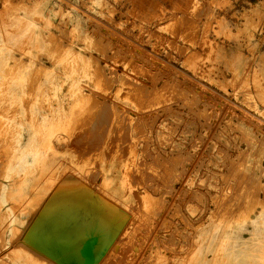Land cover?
<instances>
[{"label": "rangeland", "instance_id": "rangeland-1", "mask_svg": "<svg viewBox=\"0 0 264 264\" xmlns=\"http://www.w3.org/2000/svg\"><path fill=\"white\" fill-rule=\"evenodd\" d=\"M10 1L0 0V253L17 233L24 239L57 232L67 249L86 250L88 264H119L117 257L120 264H262L264 90L254 49L238 46L253 36L246 14L236 29L241 16L232 9L239 3L187 0L174 10L182 0ZM157 3L165 10L155 15ZM52 179L60 188L37 210ZM95 240L103 241L97 252ZM7 248L0 264H23ZM114 250V261L101 263ZM81 256L64 263L81 264Z\"/></svg>", "mask_w": 264, "mask_h": 264}, {"label": "bare ground", "instance_id": "bare-ground-1", "mask_svg": "<svg viewBox=\"0 0 264 264\" xmlns=\"http://www.w3.org/2000/svg\"><path fill=\"white\" fill-rule=\"evenodd\" d=\"M10 1V0H9ZM61 1V0H60ZM210 1V0H209ZM11 2V1H10ZM207 3V2H206ZM205 9H206V7H205ZM76 10V9H75ZM206 11V10H205ZM81 12V11H80ZM183 12V11H182ZM212 12V11H211ZM204 13V12H203ZM208 13V12H207ZM85 15V14H84ZM205 16V15H204ZM89 18H91V17H89ZM36 18H34V20H35ZM180 19V18H179ZM38 20V19H37ZM36 20V21H37ZM251 20V19H250ZM95 21V20H94ZM97 21V20H96ZM170 21V20H169ZM189 21V20H188ZM65 22V21H64ZM187 23V22H186ZM102 25V24H101ZM191 25V24H190ZM192 25H194V24H192ZM247 25V24H246ZM250 25V24H249ZM252 25V24H251ZM105 26V25H104ZM103 26V27H104ZM185 26V25H184ZM190 27V26H189ZM197 27V26H196ZM95 29V28H94ZM186 30V29H185ZM189 30V29H188ZM95 31V30H94ZM63 32V31H62ZM65 33V32H64ZM63 33V34H64ZM102 34V33H101ZM50 35H51V33H50ZM64 35H66V34H64ZM104 35V34H103ZM115 35H117V34H115ZM236 35V34H235ZM112 36V35H111ZM249 36V35H248ZM49 37H52V36H49ZM67 37V36H66ZM118 37V36H117ZM121 37V36H120ZM241 37V36H240ZM57 38V37H56ZM63 38V37H62ZM124 38V37H123ZM181 38V37H180ZM51 39V38H50ZM55 39V38H54ZM54 39H53V41H54ZM66 39V38H65ZM175 39V38H174ZM107 40V39H106ZM122 40V39H121ZM124 40V39H123ZM52 41V42H53ZM95 41V40H94ZM51 42V41H50ZM51 42V43H52ZM69 43V42H68ZM97 43V42H96ZM131 43V42H130ZM133 43V42H132ZM60 44V43H59ZM100 44V43H99ZM52 45V44H51ZM55 45V44H54ZM61 45V44H60ZM105 45V44H104ZM65 46V45H64ZM115 46V45H114ZM62 47H63V45H62ZM61 47V48H62ZM66 47V46H65ZM101 48V47H100ZM127 48V47H126ZM199 48V47H198ZM59 49H60V47H59ZM63 49V48H62ZM214 49V48H213ZM56 50V49H55ZM57 51V50H56ZM126 51V50H125ZM54 52V51H53ZM121 52V51H120ZM55 53V52H54ZM60 52L58 51V54H59ZM67 54V53H66ZM115 54V53H114ZM124 54H125V52H124ZM151 54H153V53H151ZM134 55V54H133ZM54 56V55H53ZM58 56V55H57ZM91 56V55H90ZM122 56H124V55H122ZM147 56V55H146ZM154 56V55H153ZM175 56V55H174ZM103 57H105V56H103ZM113 57V56H112ZM135 57V56H134ZM131 58V57H130ZM132 59V58H131ZM111 60H112V58H111ZM96 61H98V60H96ZM103 61V60H102ZM127 61V60H126ZM132 61V60H131ZM163 62V61H162ZM130 63V62H129ZM146 63V62H145ZM38 64V63H37ZM117 64V63H116ZM127 65V64H126ZM136 65V64H135ZM41 66V65H40ZM141 66V65H140ZM99 67V66H98ZM33 69H35L34 67H33ZM43 69V68H42ZM100 69V68H99ZM46 70V69H45ZM98 70V69H97ZM130 70V69H129ZM154 70V69H153ZM175 70V69H174ZM100 71V70H99ZM103 71V70H102ZM111 71H113V70H111ZM156 71V70H155ZM135 72H136V70H135ZM144 72H146V71H144ZM158 72V71H157ZM12 73V72H11ZM103 73V72H102ZM156 73V72H155ZM159 73V72H158ZM101 73H99V75H100ZM109 74H110V72H109ZM139 74V73H138ZM113 75V74H112ZM156 75V74H155ZM170 75V74H169ZM40 76V75H39ZM146 76V75H145ZM100 77V76H99ZM183 77H184V75H183ZM130 78V77H129ZM148 78V77H147ZM188 78V77H187ZM157 79V78H156ZM161 79V78H160ZM31 80V79H30ZM104 80V79H103ZM106 80V79H105ZM135 80H136V78H135ZM153 80V79H152ZM195 80V79H194ZM34 81V80H33ZM114 81V80H113ZM122 81V80H121ZM37 82V81H36ZM106 82V81H105ZM116 82V81H115ZM140 82V81H139ZM155 82H156V80H155ZM183 82H185V81H183ZM30 83V82H29ZM108 83V82H107ZM112 83V82H111ZM119 83H121V82H119ZM133 83V82H132ZM131 83V84H132ZM100 84V83H99ZM124 84V83H123ZM130 84V85H131ZM107 85V84H106ZM125 85V84H124ZM165 85V84H164ZM105 86V85H104ZM140 86V85H139ZM203 85H201V87H202ZM103 87V86H102ZM135 87V86H134ZM160 87V86H159ZM163 87V86H162ZM169 87V86H168ZM205 87V86H204ZM203 87V88H204ZM29 88V87H28ZM34 88V87H33ZM125 88H127V87H125ZM132 88V87H131ZM141 88V87H140ZM178 88V87H177ZM30 89V88H29ZM123 89V88H122ZM164 89V88H163ZM173 89V88H172ZM199 89H200V87H199ZM205 89V88H204ZM208 89V88H207ZM167 90V89H166ZM190 90V89H189ZM178 91V90H177ZM193 91V90H192ZM209 91V90H208ZM107 92V91H106ZM122 92V91H121ZM191 92V91H190ZM90 93V92H89ZM92 93V92H91ZM147 93V92H146ZM166 93V92H165ZM174 93V92H173ZM200 93V92H199ZM201 94V93H200ZM94 95V94H93ZM127 95V94H126ZM144 95V94H143ZM166 95V94H165ZM197 95V94H196ZM217 95V94H216ZM241 95V94H240ZM118 96V95H117ZM139 96V95H138ZM151 96V95H150ZM185 96V95H184ZM217 96H219V94L217 95ZM222 97V96H221ZM105 98V97H104ZM129 98V97H128ZM190 98V97H189ZM199 98V97H198ZM219 98V97H218ZM158 99V98H157ZM191 99V98H190ZM194 99H195V97H194ZM193 99V101H195ZM104 100V99H103ZM214 100V99H213ZM225 100V99H224ZM22 101H24V100H22ZM91 101V100H90ZM161 101V100H160ZM198 101V100H197ZM196 101V102H197ZM229 101V100H228ZM26 102V101H25ZM165 102V101H164ZM28 103V102H27ZM233 103V102H232ZM77 104V103H76ZM107 104V103H106ZM149 104V103H148ZM192 104H194L193 102H192ZM191 104V105H192ZM210 104V103H209ZM228 104V103H227ZM235 104V103H234ZM26 105V104H25ZM87 105H88V103H87ZM190 105V104H189ZM238 105V104H237ZM195 106V105H194ZM210 106V105H209ZM27 107V106H26ZM99 107V106H98ZM163 107V106H162ZM212 107V106H211ZM82 108V107H81ZM104 108H105V106H104ZM107 108H108V106H107ZM159 108V107H158ZM157 108V109H158ZM238 108H240V107H238ZM75 109V108H74ZM103 109V108H102ZM124 109V108H123ZM111 110V109H110ZM220 110V109H219ZM245 110V109H244ZM124 111H125V109H124ZM172 111V110H171ZM188 111H191V110H188ZM83 112V111H82ZM81 112V113H82ZM108 112V111H107ZM169 112V111H168ZM180 112V111H179ZM219 112V111H218ZM224 112V111H223ZM102 113V112H101ZM119 113V112H118ZM161 113V112H160ZM197 113V112H196ZM216 113V112H215ZM245 113H247L246 111H245ZM158 114V113H157ZM78 115V114H77ZM102 115V114H101ZM101 115H99V116H101ZM104 115V114H103ZM172 115V114H171ZM201 115V114H200ZM27 116V115H26ZM164 116V115H163ZM174 116H175V114H174ZM240 116V115H239ZM119 117V116H118ZM147 117V116H146ZM196 117V116H195ZM242 117V116H241ZM198 118V117H197ZM215 118V117H214ZM104 119V118H103ZM118 119V118H117ZM135 119V118H134ZM161 119V118H160ZM181 119H182V117H181ZM219 119V118H218ZM217 119V120H218ZM105 120V119H104ZM120 120V119H119ZM189 120V119H188ZM216 120V121H217ZM259 120V119H258ZM99 121V120H98ZM192 121V120H191ZM204 121H206V120H204ZM219 121V120H218ZM100 122H101V120H100ZM122 122V121H121ZM179 122V121H178ZM260 122H261V120H260ZM106 123V122H105ZM141 123V122H140ZM146 123V122H145ZM154 123V122H153ZM200 123V122H199ZM202 123V122H201ZM205 123V122H204ZM203 123V124H204ZM231 123V122H230ZM233 123H235V122H233ZM109 124V123H108ZM113 124V123H112ZM134 124V123H133ZM185 124V123H184ZM188 124V123H187ZM192 124V123H191ZM217 124V123H216ZM207 125V124H206ZM215 125V124H214ZM227 125V124H226ZM255 125V124H254ZM111 126V125H110ZM127 126V125H126ZM183 126V125H182ZM208 126V125H207ZM253 126V125H252ZM251 126V127H252ZM133 127V126H132ZM139 127V126H138ZM238 127V126H237ZM108 128V127H107ZM136 128V127H135ZM256 128V127H255ZM187 129V128H186ZM91 130V129H90ZM134 130V129H133ZM236 130V129H235ZM186 131V130H185ZM188 131V130H187ZM191 131H193V130H191ZM244 131V130H243ZM77 132V131H76ZM119 132V131H118ZM211 132V131H210ZM214 132V131H213ZM263 132V131H262ZM181 133V132H180ZM69 134V133H68ZM264 134V133H263ZM84 135V134H83ZM211 135V134H210ZM262 135V134H261ZM155 136V135H154ZM244 136V135H243ZM254 136V135H253ZM149 137V136H148ZM213 137V136H212ZM140 138V137H139ZM191 138V137H190ZM246 138V137H245ZM249 138V137H248ZM200 139V138H199ZM205 139V138H204ZM191 140V139H190ZM247 140V139H246ZM156 141V140H155ZM203 141V140H202ZM247 142V141H246ZM67 143V142H66ZM132 143V142H131ZM145 143V142H144ZM184 143V142H183ZM60 144V143H59ZM65 144V143H64ZM142 144V143H141ZM234 144V143H233ZM258 144H260L259 142H258ZM192 145V144H191ZM224 145V144H223ZM158 147V146H157ZM130 148V147H129ZM133 148V147H132ZM222 148V147H221ZM235 148H236V146H235ZM263 148V147H262ZM261 148V149H262ZM4 149V148H3ZM144 149V148H143ZM155 149V148H154ZM224 149V148H223ZM1 150V149H0ZM146 150V149H145ZM159 150H160V148H159ZM222 150V149H221ZM242 150V149H241ZM257 150V149H256ZM141 151V150H140ZM187 151V150H186ZM202 151V150H201ZM217 151V150H216ZM236 151V150H235ZM244 151V150H243ZM61 152V151H60ZM143 152V151H142ZM175 152V151H174ZM219 152V151H218ZM70 153V152H69ZM129 153H131V152H129ZM197 153V152H196ZM226 153V152H225ZM242 153V152H241ZM64 154V153H63ZM239 154V153H238ZM75 155V154H74ZM155 155V154H154ZM153 155V156H154ZM175 155V154H174ZM182 155V154H181ZM192 155V154H191ZM235 155V154H234ZM103 155H101V157H102ZM161 156V155H160ZM236 156H237V154H236ZM242 156H245V155H242ZM254 156V155H253ZM178 157V156H177ZM187 157V156H186ZM240 157V156H239ZM63 158V157H62ZM71 158V157H70ZM232 158V157H231ZM73 159V158H72ZM162 159V158H161ZM165 159V158H164ZM169 159V158H168ZM186 159V158H185ZM189 159V158H188ZM208 159V158H207ZM244 159V158H243ZM264 159V158H263ZM170 160V159H169ZM177 160V159H176ZM190 160V159H189ZM224 160V159H223ZM232 160V159H231ZM175 161V160H174ZM237 161V160H236ZM243 161V160H242ZM241 161V162H242ZM42 162V161H41ZM233 162V161H232ZM260 162V161H259ZM151 163V162H150ZM195 163V162H194ZM245 163V162H244ZM207 164V163H206ZM231 164V163H230ZM243 164V163H242ZM41 165V164H40ZM40 165H38V166H40ZM157 165V164H156ZM173 165V164H172ZM198 165L200 166V164L198 163ZM234 165V164H233ZM236 165V164H235ZM71 166V165H70ZM36 167V166H35ZM156 168V167H155ZM162 168V167H161ZM167 168V167H166ZM53 169V168H52ZM137 169V168H136ZM197 169V168H196ZM226 169V168H225ZM233 169H234V167H233ZM54 170V169H53ZM53 170H51V172L53 171ZM92 170V169H91ZM143 170V169H142ZM171 170V169H170ZM180 170H181V168H180ZM236 170V169H235ZM262 170H264V168L262 169ZM261 170V171H262ZM55 171V170H54ZM145 171V170H144ZM186 171V170H185ZM211 171V170H210ZM228 171V170H227ZM51 172H49V173H51ZM56 172V171H55ZM67 172V171H66ZM84 172V171H83ZM171 172V171H170ZM231 172V171H230ZM241 172V171H240ZM259 172V171H258ZM40 173H41V171H40ZM40 173H38V174H40ZM49 173H47L46 174V176L49 174ZM58 173V172H57ZM152 173V172H151ZM159 173V172H158ZM181 173H182V171H181ZM238 173V172H237ZM264 173V172H263ZM262 173V174H263ZM145 174V173H144ZM180 174V173H179ZM183 174H185V173H183ZM224 174V173H223ZM228 174V173H227ZM246 174V173H245ZM62 175V174H61ZM163 175V174H162ZM233 175V174H232ZM242 175V174H241ZM251 175V174H250ZM36 176H37V174H36ZM39 176V175H38ZM75 176V175H74ZM186 176V175H185ZM236 176H239V175H236ZM248 176V175H247ZM34 177V176H33ZM44 179H45V177L44 176H42ZM42 177H40V178H42ZM56 177H58V176H56ZM89 177V176H88ZM154 177V176H153ZM170 177V176H169ZM221 177V176H220ZM60 178V177H59ZM119 178V177H118ZM155 178V177H154ZM54 179H56V178H54ZM58 179V178H57ZM79 179V178H78ZM121 179V178H120ZM222 179V178H221ZM248 179V178H247ZM258 179V178H257ZM41 180V179H40ZM43 180V179H42ZM53 180V179H52ZM59 180V179H58ZM93 180H94V178H93ZM102 180V179H101ZM119 180V179H118ZM214 180V179H213ZM238 180H240V179H238ZM32 181V180H31ZM30 181V182H31ZM79 181V180H78ZM77 181V182H78ZM172 181V180H171ZM170 181V182H171ZM235 181V180H234ZM257 181V180H256ZM264 181V180H263ZM29 182V183H30ZM59 182V181H58ZM236 182V181H235ZM246 182V181H245ZM247 182H248V180H247ZM44 183V182H43ZM60 183H61V181H60ZM63 183H65V182H63ZM71 182H69V184H70ZM107 183V182H106ZM169 183V182H168ZM239 183V182H238ZM237 183V184H238ZM252 183V182H251ZM48 184H49V182H48ZM65 184H67V183H65ZM74 184V183H73ZM146 184V183H145ZM205 184V183H204ZM241 184H242V182H241ZM243 184H244V182H243ZM249 184V183H248ZM254 184V183H253ZM62 185V184H61ZM80 185V184H79ZM78 185V186H79ZM164 185V184H163ZM166 185V184H165ZM77 186V185H76ZM75 186V187H76ZM86 186V185H85ZM101 186V185H100ZM103 187L104 186H106V184L105 185H102ZM101 186V187H102ZM115 186V185H114ZM126 186V185H125ZM233 186H234V184H233ZM243 186V185H242ZM257 186V185H256ZM261 186V185H260ZM57 187V181L56 180H53V181H51V183L49 184V186L47 187V189H46V195H45V199L43 200V199H41L42 201H40V202H38L37 204H38V207L36 208L37 210H39L40 209V207H43V206H45V205H43L44 204V202H45V200H47V199H50V196H52V195H54L55 193L53 192L55 189H58V188H60V187H58V188H56ZM62 187V186H61ZM67 187V186H66ZM70 187V186H69ZM74 187V186H73ZM100 187V188H101ZM150 187V186H149ZM166 187V186H165ZM31 188V187H30ZM91 188V187H90ZM99 188V187H98ZM121 188H123V187H121ZM125 188V187H124ZM151 188V187H150ZM169 188V187H168ZM239 188H241V187H239ZM248 188V187H247ZM256 188V187H255ZM260 188V187H259ZM28 189V188H27ZM33 189V188H32ZM246 189V188H245ZM263 189V188H262ZM67 190V189H66ZM65 190V191H66ZM81 190V189H80ZM79 190V191H80ZM100 189H98V191H99ZM109 190V189H108ZM156 190V189H155ZM177 190V189H176ZM194 190V189H193ZM196 190V189H195ZM248 190V189H247ZM60 191H62V190H60ZM68 191H70L69 189H68ZM76 191V190H75ZM107 191V190H106ZM112 191V190H111ZM123 191H124V189H123ZM139 191V190H138ZM250 191V190H249ZM2 192V191H1ZM72 192V191H71ZM70 192V193H71ZM77 192V191H76ZM102 192H104V190H102ZM109 192H110V190H109ZM121 192V191H120ZM125 192L127 193V191L125 190ZM144 192V191H143ZM146 192V191H145ZM144 192V193H145ZM223 192V191H222ZM257 192V191H256ZM108 193V192H107ZM129 193V192H128ZM163 193V192H162ZM220 193V192H219ZM230 193V192H229ZM244 193V192H243ZM242 193V194H243ZM251 193V192H250ZM58 193H56V195H57ZM66 194V193H65ZM64 194V196L66 197V195ZM75 195H76V193H74ZM81 194V193H80ZM94 194V193H93ZM110 194H112V193H110ZM117 194H119V193H117ZM167 194H168V192H167ZM166 193H165V195H167ZM184 194V193H183ZM216 194V193H215ZM42 195V194H41ZM60 195H61V193H60ZM69 195V194H68ZM72 195H73V193H72ZM83 195H84V193H83ZM82 195V196H83ZM96 195V194H95ZM94 195V196H95ZM101 195V194H100ZM131 195V194H130ZM164 195V194H163ZM194 195V194H193ZM228 195H230V194H228ZM249 195V194H248ZM257 195V194H256ZM33 196V195H32ZM39 195H37V197H38ZM62 196H63V194H62ZM78 196V195H77ZM111 196V195H110ZM127 196H129L128 194H127ZM144 196V195H143ZM146 196H148V195H146ZM151 196V195H150ZM28 197V196H27ZM35 197V196H34ZM33 197V198H34ZM37 197H35L36 198V200L38 201L39 199H37ZM57 197V196H56ZM59 197V196H58ZM58 197H57V199H58ZM68 197V196H67ZM97 197V196H96ZM114 197V196H113ZM145 197V196H144ZM213 197H214V194H213ZM22 198V197H21ZM32 198V197H31ZM30 198V199H31ZM35 198H34V200H35ZM43 198V197H42ZM64 198V197H63ZM91 198V197H90ZM99 198V197H98ZM109 198H111V197H109ZM122 198V197H121ZM134 198V197H133ZM146 198V197H145ZM151 198V197H150ZM150 198L148 199V200H150ZM163 198H164V196H163ZM173 198V197H172ZM191 198V197H190ZM227 198V197H226ZM230 198V197H229ZM28 200H29V198H27ZM53 199H55L54 197H53ZM52 199V200H53ZM57 199H55V200H57ZM69 199V198H68ZM116 199V198H115ZM152 199V198H151ZM26 200V199H25ZM28 200H27V202H28ZM33 200V201H34ZM76 200V199H75ZM74 200V201H75ZM86 200V199H85ZM103 201H104V199H102ZM117 200V199H116ZM115 200V201H116ZM170 200V199H169ZM227 200V199H226ZM232 200V199H231ZM259 200V199H258ZM32 201V200H31ZM62 201H64V200H62ZM66 201V200H65ZM84 201V200H83ZM88 201V200H87ZM99 201V200H98ZM106 201V200H105ZM152 201V200H151ZM150 201V202H151ZM163 201V200H162ZM161 201V202H162ZM164 201H166V200H164ZM163 201V202H164ZM232 201H234V200H232ZM236 201V200H235ZM234 201V202H235ZM247 201V200H246ZM25 202V201H24ZM30 202V201H29ZM29 202H28V205H29ZM35 202V201H34ZM47 202H48V200L45 202V204H47ZM54 202V201H53ZM52 201H51V203H53ZM61 202V201H60ZM71 202H73V199H72V201ZM95 202V201H94ZM100 202V201H99ZM98 202V203H99ZM145 202H147V200L145 201ZM144 202V203H145ZM169 202V201H168ZM245 202V201H244ZM249 202V201H248ZM23 203V202H22ZM30 203H32V202H30ZM78 203H80V202H78ZM77 203V204H78ZM81 203H83L82 202V200H81ZM109 203V202H108ZM120 203V202H119ZM153 203V207H154V201L152 202ZM152 203H150V204H152ZM170 203V202H169ZM190 203H191V201H190ZM201 203V202H200ZM16 204V203H15ZM19 204V203H18ZM59 205L60 204H62V202L61 203H58ZM58 204H56V205H58ZM64 204V203H63ZM75 204V203H74ZM102 204V203H101ZM114 205H115V203H113ZM117 204V203H116ZM125 204V203H124ZM146 204H148V203H146ZM162 204V203H161ZM161 204H160V206H161ZM230 204H231V202H230ZM229 204V205H230ZM232 204H233V202H232ZM236 204L238 205V203L236 202ZM23 205V204H22ZM34 205V204H33ZM32 205V206H33ZM43 205V206H42ZM67 205H68V203H67ZM104 205V204H103ZM110 205V204H109ZM114 205H112V206H114ZM139 205V204H138ZM140 205H141V203H140ZM159 205V204H158ZM175 205V204H174ZM177 205V204H176ZM195 205V204H194ZM235 204H233V206H234ZM236 205V206H237ZM13 206V205H12ZM37 206V205H36ZM48 206V205H47ZM61 206V205H60ZM97 206H98V204H97ZM96 206V207H97ZM102 206V205H101ZM152 206V205H151ZM157 206V205H156ZM166 206V205H165ZM172 206V205H171ZM232 206V205H231ZM262 206V205H261ZM18 207V206H17ZM21 207V206H20ZM30 207V206H29ZM62 207V206H61ZM69 207V206H68ZM83 207H84V205H83ZM94 207V206H93ZM100 207V206H99ZM118 207V206H117ZM120 207V206H119ZM141 207H143V205L141 206ZM150 207V206H149ZM200 207V206H199ZM250 207V206H249ZM70 208V207H69ZM69 208L67 209V210H69ZM148 208V207H147ZM152 208V207H151ZM162 208V207H161ZM165 208V207H164ZM168 208V207H167ZM167 208H165V209H167ZM237 208V207H236ZM65 209V210H66ZM75 209V208H74ZM82 209V208H81ZM95 209V208H94ZM112 209V208H111ZM121 209V207L119 208V210ZM132 209V208H131ZM154 209V208H153ZM174 209V208H173ZM219 209V208H218ZM34 210V209H33ZM44 210V209H43ZM71 210V209H70ZM73 210V209H72ZM76 210V209H75ZM79 210V209H78ZM87 210V209H86ZM97 210H98V208H97ZM116 210V209H115ZM224 210H226V209H224ZM93 211V210H92ZM108 211V210H107ZM112 211V210H111ZM139 211V210H138ZM137 211V212H138ZM141 211H142V208H141V210H140V213H141ZM150 211H152V209L150 210ZM154 211V213H155V209L153 210ZM222 211V210H221ZM24 212V211H23ZM28 212V211H27ZM62 212V210L60 211V213ZM96 212V211H95ZM112 212H114V211H112ZM147 212V211H146ZM223 212V211H222ZM37 213V212H36ZM39 214H41L42 212H38ZM87 213V212H86ZM105 213V212H104ZM133 213V212H132ZM143 213H144V211H143ZM142 213V214H143ZM149 213V212H148ZM164 213H166V212H164ZM175 213V212H174ZM215 213V212H214ZM229 213V212H228ZM25 214V213H24ZM32 214V213H31ZM43 214V213H42ZM46 214V213H45ZM53 214V213H52ZM92 214V213H91ZM109 214H110V212H109ZM116 214V213H115ZM123 214V213H122ZM128 214V213H127ZM130 214V213H129ZM134 214V213H133ZM133 214H131V216L133 215ZM137 215H138V213H136ZM135 214V215H136ZM141 214V215H142ZM150 214H152L151 212H150ZM157 214H158V212H157ZM224 214V213H223ZM29 215V214H28ZM34 215H35V213L34 214H32V216H31V221L32 220H35V217H34ZM37 215V214H36ZM44 215V214H43ZM57 215V214H56ZM66 215V214H65ZM80 215V214H79ZM85 215V214H84ZM114 215V214H113ZM140 215V214H139ZM139 215L137 216V217H139ZM140 215V216H141ZM164 214H162V217H164L163 216ZM166 215V214H165ZM236 215V214H235ZM39 216V215H38ZM49 217L51 216V215H48ZM54 216V215H53ZM61 216V215H60ZM109 216V215H108ZM126 216V215H125ZM156 216V215H155ZM171 216V215H170ZM220 216H222V215H220ZM238 215H236V217H237ZM89 217V216H88ZM97 217V216H96ZM121 217H123V216H121ZM147 217V216H146ZM218 217V216H217ZM227 217V216H226ZM47 218V217H46ZM52 218V217H51ZM54 218V217H53ZM142 218V217H141ZM141 218H137L136 220H137V222L139 223V220L141 219ZM157 218H159V217H157ZM160 218H161V216H160ZM165 218H166V216H165ZM29 219V218H28ZM82 219V218H81ZM111 219V218H110ZM114 220H115V217L113 218ZM220 219V218H219ZM229 219V218H228ZM27 220V219H26ZM45 220H47V219H45ZM49 220V219H48ZM51 220V219H50ZM70 220V219H69ZM91 220V219H90ZM122 220V219H121ZM124 220H125V218H124ZM124 220H122V221H124ZM131 220L132 219H130L129 221L131 222ZM135 219H133V221H134ZM144 220H145V218H144ZM147 220H148V217H147ZM150 220V219H149ZM154 220V219H153ZM157 220V219H156ZM161 220V219H160ZM158 221L159 223L160 222H162V221ZM163 220H164V218H163ZM169 220V219H168ZM43 221V220H42ZM42 221H35V223H41V224H43L42 223ZM119 221V220H118ZM165 221H167V220H165ZM188 221V220H187ZM197 221V220H196ZM215 221V220H214ZM220 221V220H219ZM238 221V220H237ZM25 222V221H24ZM27 222V221H26ZM48 222V221H47ZM81 222H82V220H81ZM137 222H135V223H137ZM141 222V221H140ZM145 221H143V224H145L144 223ZM153 222V221H152ZM184 222V221H183ZM83 223V222H82ZM86 223V222H85ZM133 223V222H132ZM137 223V224H138ZM142 223V222H141ZM148 223L149 222H147V225H148ZM155 223V222H154ZM154 223H153V225H154ZM168 223V222H167ZM200 223V222H199ZM204 223V222H203ZM24 224V223H23ZM28 224V223H27ZM40 224V225H41ZM84 224V223H83ZM128 224H130V223H128ZM182 224H184V223H182ZM188 224V223H187ZM217 224V223H216ZM21 225V224H20ZM132 225V224H131ZM142 225V224H141ZM156 225V224H155ZM158 225V224H157ZM156 225V226H157ZM163 225H164V223H163ZM185 225V224H184ZM11 226V225H10ZM17 226V225H16ZM47 226H48V224H47ZM53 226V225H52ZM134 226H135V224H134ZM149 226V225H148ZM165 226H168V225H165ZM240 226V225H239ZM38 227V226H37ZM62 227V226H61ZM60 226H59V228H61ZM87 227V226H86ZM129 227H130V225H129ZM128 227V228H129ZM136 227V230H137V228L139 227V226H135ZM134 227V228H135ZM160 227V226H159ZM187 227H189L188 225H187ZM191 227V226H190ZM45 228V227H44ZM53 228V227H52ZM59 228H57V230H59ZM85 228V227H84ZM91 228V227H90ZM93 228H94V226H93ZM95 228H97V226L95 227ZM95 228H94V231H96V234H97V230H95ZM99 228V227H98ZM126 228V227H125ZM128 228H127V230H128ZM154 228V227H153ZM162 228H163V226H162ZM165 228V227H164ZM167 228H169V227H167ZM173 228H175V227H173ZM173 228H171V230H173ZM17 230H18V228H17ZM20 230H21V228H20ZM19 230V231H20ZM27 230H28V228H27ZM47 230H48V228H47ZM79 230H81V228H79ZM88 230H89V226H88ZM91 230H92V228H91ZM112 230H113V227H112ZM136 230H134V231H136ZM138 230H139V228H138ZM137 230V231H138ZM170 230V231H171ZM221 230H222V228H221ZM224 230H225V228H224ZM45 231V230H44ZM85 231V230H84ZM87 231V230H86ZM85 231V232H86ZM94 231H91V232H94ZM113 231H115V230H113ZM113 231H111V232H113ZM124 231V230H123ZM133 231V230H132ZM133 231V232H134ZM151 231H152V228H151ZM158 231L160 232L161 230H159V228H158ZM165 231H167V230H165ZM169 231V230H168ZM175 231V230H174ZM26 232V231H25ZM65 232V231H64ZM80 232H83V231H80ZM87 232H89V231H87ZM99 232V231H98ZM110 232V231H109ZM162 232V231H161ZM224 232V231H223ZM17 233V232H16ZM20 233V232H19ZM100 233H102V232H100ZM128 233V232H127ZM132 233V232H131ZM134 233H136V232H134ZM138 233V232H137ZM150 233V232H149ZM152 233L154 234L155 232H153L152 231ZM151 233V234H152ZM158 233V232H157ZM163 233V232H162ZM193 233V232H192ZM67 234V233H66ZM70 234V233H69ZM85 234V233H84ZM87 234V233H86ZM86 234H85V236H86ZM95 234V233H94ZM113 234V233H112ZM124 234V233H123ZM122 234V235H123ZM159 234V233H158ZM166 234V233H165ZM175 234V233H174ZM194 234V233H193ZM81 235H83V234H81ZM93 235V234H92ZM91 235V236H92ZM125 235V234H124ZM133 235V234H132ZM145 235V234H144ZM171 235H172V232H171ZM180 235V234H179ZM196 235V234H195ZM221 235V234H220ZM74 236H76V235H74ZM88 236H89V234H88ZM88 236H87V239H88ZM95 237L96 236H98L99 238H100V236H101V234H98V235H94ZM128 236H129V234H128ZM128 236H126V237H128ZM131 236V235H130ZM140 236V235H139ZM138 236V237H139ZM178 236V235H177ZM23 237L24 236H22V235H20V234H16V235H12V236H10L9 238H8V240H7V242H5L6 240H4V242H2V248H3V252H4V250L8 247L9 249H11V251H12V254H14L15 256H16V258L18 257L22 262H23V264H65L64 263V261H72L75 257H78L79 256V258H80V256L82 257V260H84L83 261V264H88V259H86L85 257H87V255H84L85 253H86V250H84L85 251V253L82 251H78V250H72L71 248H69V249H67L66 248V246H64V243H62V235H60L59 233H57V232H54V233H47V232H45L44 234H41V236L40 237H37V238H34V236L33 237H26V238H24L23 239ZM64 237H66V236H64ZM83 237V236H82ZM133 237V236H132ZM144 237V236H143ZM146 237V236H145ZM147 237H150V235L149 236H147ZM146 237V238H147ZM173 237V236H172ZM195 237V236H194ZM141 238V237H140ZM146 238H144V239H146ZM187 238H188V236H187ZM189 238H190V236H189ZM84 239H86V237H84ZM131 239V238H130ZM191 239V238H190ZM192 239H193V237H192ZM192 239H191V242L190 243H193V241H192ZM30 240V243H32L33 245H26L25 244V242L26 241H29ZM32 240H34V241H32ZM94 240V239H93ZM92 240V241H93ZM100 240V239H99ZM99 240H95L96 241V244H93V246L95 245H97L98 246V244L99 243H97ZM109 240V239H108ZM132 240H134V238L132 239ZM149 240V239H148ZM15 241H16V243H15ZM64 241V240H63ZM91 241V242H92ZM131 241V240H130ZM137 241V240H136ZM135 241V242H136ZM142 241V240H141ZM141 241H139V242H141ZM155 241V240H154ZM159 241V240H158ZM170 241V240H169ZM218 241H219V239H218ZM78 242V241H77ZM82 242V241H81ZM101 242H103V241H100V244H101ZM112 242V241H111ZM138 242V244L137 245H139V244H141V243H139ZM147 242V240L145 241V243ZM168 242V241H167ZM186 242V241H185ZM217 242V241H216ZM260 242V241H259ZM29 243V244H30ZM41 243H43L42 244V246H44V247H41ZM108 243H109V241H108ZM122 243H123V241H122ZM126 242H124V244H125ZM130 243V242H129ZM128 243V244H129ZM137 243V242H136ZM144 243V244H145ZM152 243V242H151ZM156 243H157V241H156ZM201 243H202V241H201ZM255 243V242H254ZM57 245L56 247L55 246H52V245ZM82 244V243H81ZM81 244H79V246H81ZM90 244V243H89ZM99 244V245H100ZM111 244V243H110ZM120 244V241H117L116 242V245L115 246H117V245H119ZM124 244H123V246H124ZM144 244L142 243V245L144 246ZM160 244V243H159ZM174 244V243H173ZM186 244H187V242H186ZM196 244V243H195ZM194 244V245H195ZM218 244V243H217ZM251 244H252V242H251ZM259 244V243H258ZM7 245V246H6ZM102 245V244H101ZM121 245V244H120ZM151 245V244H150ZM161 245H162V243H161ZM193 245V244H192ZM203 245V244H202ZM261 245V244H260ZM79 246H78V249H79ZM90 246V245H89ZM92 246V245H91ZM93 247V248H95V249H93L92 248V251L93 250H95L96 252L98 251L96 248L97 247ZM114 246V245H113ZM122 245H121V247H123ZM130 246H131V244H130ZM153 246H154V244H153ZM157 246V245H156ZM171 246V245H170ZM173 246H175V244L173 245ZM177 246V245H176ZM180 246V245H179ZM179 246H177V248H178V251H179ZM181 246H185V245H181ZM261 246H263V245H261ZM82 247V246H81ZM146 247V246H145ZM152 246H149V248H151ZM188 247H190V246H187V248ZM5 248V249H4ZM7 248V249H8ZM90 248V247H89ZM99 248V247H98ZM100 248H101V246H100ZM99 248V249H100ZM110 248V247H109ZM116 248V247H115ZM131 248V247H130ZM136 248H140L139 250L141 251L142 249H141V247H140V245H139V247H136ZM148 248V249H149ZM157 248V247H156ZM163 248V247H162ZM186 248V247H185ZM193 248V247H192ZM195 248V247H194ZM216 248V247H215ZM82 249H84V248H82ZM81 249V250H82ZM91 249V248H90ZM106 249V248H105ZM133 249H135V247L133 248ZM147 249V250H148ZM182 249H183V247H182ZM217 249V248H216ZM215 249V250H216ZM261 249V248H260ZM34 250H41L42 252H40V251H38V252H40V253H35L34 252ZM101 250V249H100ZM107 250H108V248H107ZM109 250H111V248L109 249ZM152 250V249H151ZM158 250V248L155 250V251H157ZM191 250V249H190ZM193 250V249H192ZM204 250H205V247H204ZM210 250V249H209ZM264 250V249H263ZM136 251V250H135ZM166 251V250H165ZM171 251V250H170ZM177 251V250H176ZM178 251H177V253H178ZM182 251V250H181ZM189 251V250H188ZM194 251V250H193ZM214 251V250H213ZM219 251V250H218ZM240 251V250H239ZM3 252H1L0 253V255H4V253ZM105 252H107V251H105ZM109 252V251H108ZM107 252V255H106V257H105V259H103V261H101V263H105V261H107V260H110V261H114V259H115V257L113 258V259H111L113 256H114V254H111V253H114L115 252V250L114 251H112V252H109L108 253ZM133 252V251H132ZM137 252H139V251H137ZM136 252V253H137ZM142 252V251H141ZM158 252L159 251H157L156 253H151V254H158ZM184 252H186V251H184ZM184 252L182 253V254H184ZM215 252V251H214ZM93 252H91V256L95 253H93ZM165 253V252H164ZM173 253V252H172ZM188 253V252H187ZM248 253H250V252H248ZM87 254H88V252H87ZM97 254V253H96ZM147 254V253H146ZM145 254V256H146V260H147V256L148 255H146ZM168 254H169V251H168ZM171 254V253H170ZM174 254H176V253H174ZM181 254V255H182ZM186 254V253H185ZM189 255L191 254V252L189 251V253H188ZM213 254H215V255H217V253H213ZM212 254V255H213ZM244 254V253H243ZM242 254V255H243ZM245 254H246V251H245ZM9 255V254H8ZM8 255H4V256H8ZM113 255V256H112ZM138 255V254H137ZM136 255V257H138ZM161 255H164L163 253L161 254ZM166 255V254H165ZM164 255V256H165ZM180 255V254H179ZM187 255V254H186ZM214 255V256H215ZM219 255H221V254H219ZM241 255V256H242ZM251 255H253L252 253H251ZM97 256V255H96ZM134 256V255H133ZM185 256V255H184ZM261 256V255H260ZM70 257L72 258V260H70ZM83 257H84V259H83ZM95 257V255H93V257H91L92 259ZM103 257V256H102ZM155 257V256H154ZM175 256H173V258H174ZM177 257V256H176ZM185 257H187V256H185ZM217 257H219V256H217ZM216 257V258H217ZM239 257H240V255H239ZM238 257V258H239ZM258 257V256H257ZM262 257H264L263 255H262ZM261 257V258H262ZM98 258V257H97ZM118 259L117 260H119L120 261V263H121V259H119V257H117ZM145 258V257H144ZM152 258V257H151ZM150 258V259H151ZM156 259H157V256L155 257ZM180 258V257H179ZM182 258H184V257H182ZM189 258H190V256H189ZM188 258V259H189ZM194 258H196V257H194ZM198 258V257H197ZM200 258V257H199ZM209 258H210V256H209ZM212 258V257H211ZM214 258V257H213ZM246 258H248V257H246ZM25 259V260H24ZM81 259V258H80ZM79 259V260H80ZM94 259H96V258H94ZM99 259H101V256L99 257ZM134 260H135V258H133ZM156 259H154L153 258V260H156ZM170 259V258H169ZM181 259V258H180ZM179 259V260H180ZM187 259V258H186ZM185 259V261H187ZM190 259H193V258H190ZM189 259V260H190ZM254 259V258H253ZM78 260V259H77ZM82 260H80L81 262H79V263H81L82 264ZM125 260H127V259H125ZM144 260V259H143ZM152 260V259H151ZM152 260V262H154ZM166 260H168V259H166ZM170 260H172V259H170ZM194 260V259H193ZM213 260L214 259H212V262H211V264L213 263ZM248 260V259H247ZM250 260V259H249ZM90 261L92 262V260L90 259ZM96 261V263L97 264H99V262H100V260H99V262L97 261V260H95ZM128 261V260H127ZM173 261V260H172ZM175 261H177L176 259H175ZM182 261V260H181ZM184 261V262H185ZM195 261V260H194ZM202 261V260H201ZM204 261V260H203ZM215 261V260H214ZM229 261V260H228ZM253 261V260H252ZM255 261V260H254ZM126 262V261H125ZM141 262H142V260H141ZM144 262V261H143ZM146 262V261H145ZM151 262V261H150ZM188 262L189 261H187V263L186 264H188ZM190 262H191V260H190ZM199 262V261H198ZM208 262H209V259H208ZM256 262V261H255ZM257 262H259V261H257ZM93 263L95 264V262L93 261ZM109 263V262H108ZM107 263V264H108ZM119 263V264H120ZM124 263V262H123ZM127 263V262H126ZM149 263V262H148ZM234 263V262H233ZM130 264V263H129ZM133 264V263H132ZM150 264V263H149ZM154 264V263H153ZM192 264V263H191ZM194 264V263H193ZM215 264V263H214ZM256 264H258V263H256ZM259 264H260V262H259ZM262 264H264V262L262 263Z\"/></svg>", "mask_w": 264, "mask_h": 264}, {"label": "crops", "instance_id": "crops-1", "mask_svg": "<svg viewBox=\"0 0 264 264\" xmlns=\"http://www.w3.org/2000/svg\"><path fill=\"white\" fill-rule=\"evenodd\" d=\"M236 1L240 5L238 4L237 7L232 9V15H237L239 17L241 16L239 22L237 23L236 29L237 30L243 29L244 19L242 18V16L246 14L248 16L247 27H249V29L253 31L252 38H250L247 43H245L243 40L239 41L238 46L241 48H245L247 46L249 49L252 48L254 49L255 58L253 62L256 63L254 68L258 73V76L262 80V86L264 90V0H236ZM186 4H187V0H182L181 3L172 5L171 8L174 10H177L179 8L183 10ZM162 10H165V7L162 4L157 3V5H155L154 7L153 14L158 15ZM261 20L262 22H260Z\"/></svg>", "mask_w": 264, "mask_h": 264}]
</instances>
